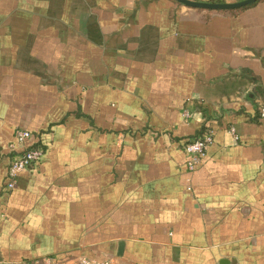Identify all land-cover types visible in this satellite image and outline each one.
Masks as SVG:
<instances>
[{"label":"crops","instance_id":"crops-1","mask_svg":"<svg viewBox=\"0 0 264 264\" xmlns=\"http://www.w3.org/2000/svg\"><path fill=\"white\" fill-rule=\"evenodd\" d=\"M263 107L264 0H0V264H264Z\"/></svg>","mask_w":264,"mask_h":264},{"label":"built area","instance_id":"built-area-1","mask_svg":"<svg viewBox=\"0 0 264 264\" xmlns=\"http://www.w3.org/2000/svg\"><path fill=\"white\" fill-rule=\"evenodd\" d=\"M192 113L186 109L183 112L185 118H190ZM261 116L264 118V107L261 109ZM230 131L235 134V129L231 127ZM36 136L27 129H18L15 132L14 140L9 148L13 157L11 158L7 176L6 188L12 190L17 184V178L21 173L29 172L42 158V147L35 144ZM214 142V134L211 129L186 143L185 152L187 154L186 167L190 173L196 170L199 163L206 157L209 147ZM191 178L189 179V181ZM191 187H188L190 190ZM114 264L112 259L98 260L86 255L66 257H47L45 259H35L25 261L22 264Z\"/></svg>","mask_w":264,"mask_h":264},{"label":"water","instance_id":"water-1","mask_svg":"<svg viewBox=\"0 0 264 264\" xmlns=\"http://www.w3.org/2000/svg\"><path fill=\"white\" fill-rule=\"evenodd\" d=\"M177 2L192 8H200L214 11H223L243 8L256 3L258 0H238L235 2H203L195 0H176Z\"/></svg>","mask_w":264,"mask_h":264},{"label":"trees","instance_id":"trees-1","mask_svg":"<svg viewBox=\"0 0 264 264\" xmlns=\"http://www.w3.org/2000/svg\"><path fill=\"white\" fill-rule=\"evenodd\" d=\"M232 10L234 11V10H236V9H231V10H229V11H232ZM224 11H225V10H224Z\"/></svg>","mask_w":264,"mask_h":264},{"label":"rangeland","instance_id":"rangeland-1","mask_svg":"<svg viewBox=\"0 0 264 264\" xmlns=\"http://www.w3.org/2000/svg\"><path fill=\"white\" fill-rule=\"evenodd\" d=\"M40 264H46V263H40Z\"/></svg>","mask_w":264,"mask_h":264}]
</instances>
